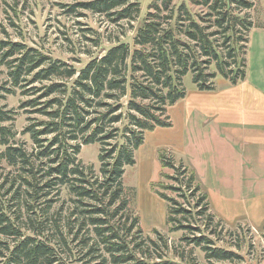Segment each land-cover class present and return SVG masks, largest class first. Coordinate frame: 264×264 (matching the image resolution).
I'll return each instance as SVG.
<instances>
[{"label": "trees", "instance_id": "1", "mask_svg": "<svg viewBox=\"0 0 264 264\" xmlns=\"http://www.w3.org/2000/svg\"><path fill=\"white\" fill-rule=\"evenodd\" d=\"M191 2L205 11L193 13L184 3L174 9L171 0L154 4L155 11L138 27L131 47L117 42L80 69L24 43L0 39V64L7 76L0 85V264H68L51 238L22 233L16 223L20 213L12 215L14 206L29 214L30 226L25 224L36 234L44 231L49 216L52 234L69 251L70 241L85 231L78 241L87 248L80 264H87L82 260L93 252H99L95 256L100 258L94 264H183L159 252L152 256L147 241L158 245L142 237L122 176L125 166L134 164V151L143 143L144 133L171 126L168 107L185 96L184 75L190 72L200 91L213 90L217 75L231 84L244 79L247 34L254 26L249 12L252 0ZM78 7L113 22L132 20L139 12L133 0H84L68 11ZM17 89L25 96L19 108L36 114L23 129L32 141L31 149L16 139L7 124L16 111L1 103ZM95 142L100 144L98 173L77 158L82 146ZM159 160L162 167L176 170L177 175L169 177L179 184L155 185L156 194L168 202L170 230L199 231L183 240L200 247L208 264L240 260L238 253L215 246L189 223L190 211L158 189L196 197L197 214L204 215L208 195L196 182L195 172L181 162L176 165L162 150ZM61 187L67 188L73 203L65 220L59 211L49 215ZM213 217L206 213L208 223Z\"/></svg>", "mask_w": 264, "mask_h": 264}, {"label": "rangeland", "instance_id": "2", "mask_svg": "<svg viewBox=\"0 0 264 264\" xmlns=\"http://www.w3.org/2000/svg\"><path fill=\"white\" fill-rule=\"evenodd\" d=\"M80 1L84 0H0V39L24 43L80 69L91 58L100 57L117 42H127L131 47L138 27L149 18V12L155 11L153 5H161V0H133L139 4V12L134 19L113 22L105 15L79 7L68 11L69 6ZM252 1L254 6L249 12L254 26H264V0ZM181 3L193 13H201L206 9L191 0H171L174 9ZM246 58L248 64L247 55ZM210 70H213V66ZM0 71V85H3L7 76L6 67L2 64ZM219 76L215 77L214 84L218 83ZM183 85L185 96L198 90L190 72L183 76ZM185 96L168 107L171 126L146 131L143 143L134 151V164L125 166L122 183L129 197L130 212L138 217L142 237L156 241L158 246L147 241L152 256L159 252L166 258L183 264H208L200 247L183 240L184 236L191 237L199 235L200 232L170 230L167 220L168 202L155 192L157 183L179 186L178 182L169 177H175L176 170L160 164L159 152L165 151V157L172 158L176 165L181 162L196 171V182L202 191L208 196L210 194L209 209L204 215H198L200 206L196 204V197L188 199L179 196V191L170 188L158 189L189 210V223L199 227L215 246L232 250L242 257L237 261H218L217 264H264V146L256 148V144H251L236 149L233 143L218 145L213 138V135H217L213 128L207 129L204 125L196 124L195 116L190 120L185 119ZM24 99L25 96L17 89L14 94H6L1 103L16 111L14 120L7 124L16 132V139L23 142L27 149H31L32 141L29 134L23 133V129L30 123L29 117H36V114L19 108ZM125 100L123 98L122 102L125 103ZM209 130L213 131L208 132ZM99 151L100 144H86L81 147L77 158L84 165H91L94 172L98 173ZM163 174L168 177L162 176ZM181 187L186 195L189 194L190 190L184 185ZM72 207L67 188L61 187L59 200L53 204L49 215L59 211L65 220ZM13 210L16 212L12 215L20 213V218L15 219L24 235H37L40 239L51 238L65 262L80 264L78 259L87 248H81L78 241L84 237L85 231L70 241L69 251L65 245H60L58 236L52 234L49 216L44 224V231L36 234L28 228L29 214L18 206L11 207V211ZM206 213L214 214L209 223ZM159 237L165 239V245ZM97 254L99 252H93L82 261L94 264L100 259L95 256Z\"/></svg>", "mask_w": 264, "mask_h": 264}, {"label": "crops", "instance_id": "3", "mask_svg": "<svg viewBox=\"0 0 264 264\" xmlns=\"http://www.w3.org/2000/svg\"><path fill=\"white\" fill-rule=\"evenodd\" d=\"M246 55L244 79L231 84L219 76L213 90L196 89L184 98L185 119L195 116L196 124L214 129L218 145L233 143L236 149L251 144L264 146V26L249 31Z\"/></svg>", "mask_w": 264, "mask_h": 264}]
</instances>
